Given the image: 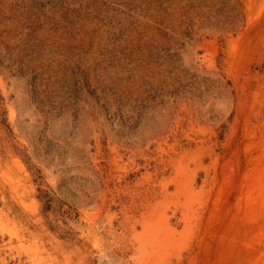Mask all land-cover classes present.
I'll use <instances>...</instances> for the list:
<instances>
[{
    "label": "rangeland",
    "instance_id": "374dc122",
    "mask_svg": "<svg viewBox=\"0 0 264 264\" xmlns=\"http://www.w3.org/2000/svg\"><path fill=\"white\" fill-rule=\"evenodd\" d=\"M0 264H264V0H0Z\"/></svg>",
    "mask_w": 264,
    "mask_h": 264
}]
</instances>
